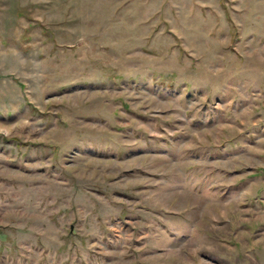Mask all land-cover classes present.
Wrapping results in <instances>:
<instances>
[{
    "label": "rangeland",
    "instance_id": "1",
    "mask_svg": "<svg viewBox=\"0 0 264 264\" xmlns=\"http://www.w3.org/2000/svg\"><path fill=\"white\" fill-rule=\"evenodd\" d=\"M264 0H0V264H264Z\"/></svg>",
    "mask_w": 264,
    "mask_h": 264
},
{
    "label": "trees",
    "instance_id": "2",
    "mask_svg": "<svg viewBox=\"0 0 264 264\" xmlns=\"http://www.w3.org/2000/svg\"><path fill=\"white\" fill-rule=\"evenodd\" d=\"M260 172H264V170L262 169V170H260Z\"/></svg>",
    "mask_w": 264,
    "mask_h": 264
}]
</instances>
